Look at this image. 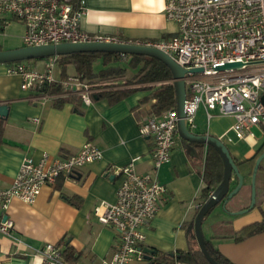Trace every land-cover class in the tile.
<instances>
[{
    "label": "crops",
    "instance_id": "obj_1",
    "mask_svg": "<svg viewBox=\"0 0 264 264\" xmlns=\"http://www.w3.org/2000/svg\"><path fill=\"white\" fill-rule=\"evenodd\" d=\"M85 1L87 11L81 26L90 34L145 42L173 37L178 29L177 23L168 19L164 12L165 0ZM25 33L23 22L0 17V50L26 46ZM45 62L46 58L25 64L40 70L44 69ZM8 66L9 63H0V105H9L0 145V188L12 184L25 157L38 161L44 153L56 156L76 153L88 141L98 145L103 156L87 163L74 175L59 177L55 184L43 186L33 203L12 199L4 216L11 218L15 227L11 235L0 232V264H46L36 249L47 243L61 245L63 251L67 244L72 246L75 251L72 263L101 264L118 243L116 230L102 224L95 215V208L102 201L116 200L121 177L110 170L132 161L142 173L153 167L154 139L140 134L142 121L155 115L152 112L154 100L148 99L152 90L138 89L114 103L98 94L93 96L91 104H85L78 96L80 100L56 107L62 97L46 104L36 102L33 99L35 92L23 90L20 75L9 72ZM94 66L99 71L101 60ZM132 71L137 72L136 69ZM60 72L57 78H60ZM69 73L74 75V69L70 68ZM211 114L209 119L207 110L201 106L195 116L198 125L195 123L192 132L219 137L234 124L232 116L219 115L217 111ZM199 117L203 119L200 123ZM222 118L226 129L219 135L213 134L219 130L213 131V119L221 121ZM249 140H242L249 146L244 152L237 150L233 143L223 142L234 158L243 161L255 155L264 141V134L260 138L254 134ZM192 146L195 149L180 138L171 160L159 170V180L167 186L168 192L157 216L143 227L145 247L170 253L186 251L190 247L188 231L200 207L204 187V158L198 154L196 144ZM111 175H114L113 179H110ZM243 176L244 186L248 184L252 196V175L245 172ZM231 184L234 187L237 184L235 175ZM257 186L260 190L259 206L241 214L228 213L233 214L227 223L229 227L221 231L215 226L228 215L222 208L215 213L216 206L202 225L205 237L235 264H264V232L242 240L234 239L242 229L263 218L264 185ZM244 202V205L251 203L247 199Z\"/></svg>",
    "mask_w": 264,
    "mask_h": 264
},
{
    "label": "built area",
    "instance_id": "obj_2",
    "mask_svg": "<svg viewBox=\"0 0 264 264\" xmlns=\"http://www.w3.org/2000/svg\"><path fill=\"white\" fill-rule=\"evenodd\" d=\"M86 11L85 0H0V17L15 18L25 24L26 46L129 42L157 47L188 70L202 68L200 72L188 71L185 75L184 110L189 129L195 128L196 113L203 106L209 119L214 111L234 118V124L218 137L224 142H233L230 133L250 142L255 127L264 134L261 99L264 96V0H165L164 12L177 23V32L167 39L145 42L84 31L81 20ZM57 57L46 58L45 67L40 70L25 62H12L9 72L19 74L21 88L34 91L33 99L41 104L68 95H78L83 103L91 104L93 96L103 92V88L87 80L57 78L54 72ZM235 62L241 65L218 68ZM55 82L61 85L59 93L41 89ZM178 121L174 107L140 124V134L152 137L155 142L150 171H138L135 161L110 170L121 177L116 200L102 201L95 208V215L102 224L116 230L118 243L101 264H147L143 227L157 216L168 192L158 175L160 168L171 160L172 151L181 138ZM102 156V149L88 141L76 153L59 156L44 153L38 161L25 157L12 184L0 188V232L11 235L15 227L14 221L4 216L12 199L33 203L43 186L55 184L59 177L74 175ZM36 252L46 264H83L68 262L61 245L55 243H47Z\"/></svg>",
    "mask_w": 264,
    "mask_h": 264
},
{
    "label": "trees",
    "instance_id": "obj_3",
    "mask_svg": "<svg viewBox=\"0 0 264 264\" xmlns=\"http://www.w3.org/2000/svg\"><path fill=\"white\" fill-rule=\"evenodd\" d=\"M43 59L45 58L33 60ZM98 60H101L102 68L99 71H96L94 65ZM121 63H126V66H121ZM57 65L60 67L61 71L60 80L76 78L80 81L87 80L89 82H92L95 79L107 81L114 78H121L126 72L127 67L136 69L137 72L132 82L146 84L145 86L140 88H122L117 86L110 87L109 89L101 92L99 96L106 97L111 103H114L136 92L138 89H150L152 90V93L148 99L154 100L152 103L153 113L162 114L163 112L176 107V89L172 72L164 62L155 57L145 55H122L121 53L111 52H76L58 56ZM70 68L74 69V75L69 73ZM41 89L49 93H59L62 90L59 82H55L50 85H44ZM78 100H80L78 95H68L58 100L55 106L61 107L67 102H74ZM4 119H6V117L0 118V145L3 142L2 135L5 122ZM196 146L198 147V154L202 155L204 158V167L202 171L204 187L200 196L202 200L200 204L201 206L209 198L212 191L222 181L224 164L220 154L214 147L210 145L206 146L204 144H196ZM263 152L264 141L259 145L255 155H253L251 158L245 159L243 161H239L234 158L240 172L242 174L246 172L249 175H252L256 160ZM261 168H264L262 164L259 166V169ZM236 180H238L237 177ZM259 196L260 190L256 183V203L254 207L259 206ZM250 204L251 203L244 206L242 210L249 211L253 209L254 207L251 208ZM210 212L207 214V216L210 214ZM261 232H264V211L261 221L248 225L242 229L240 233L234 237V239L242 240L248 236H252ZM188 233L191 241L188 250L170 253L161 251L159 249H153L155 252L151 254L149 264H173L176 262L211 264L200 250L193 230H189ZM206 239V245L210 255L213 256L219 263L235 264L214 247L211 239ZM63 253L67 260L72 263L71 258H73L75 254L74 248L67 244Z\"/></svg>",
    "mask_w": 264,
    "mask_h": 264
},
{
    "label": "water",
    "instance_id": "obj_4",
    "mask_svg": "<svg viewBox=\"0 0 264 264\" xmlns=\"http://www.w3.org/2000/svg\"><path fill=\"white\" fill-rule=\"evenodd\" d=\"M76 52H111V53H121L124 55H145L150 57H155L162 62H164L171 70L175 89H176V98H177V111L179 115L178 121V132L180 137L185 141V143L195 149L193 144H204L210 145L216 149L220 154L223 164H224V173L223 179L218 184V186L212 191L209 198L200 206L190 229L193 230L195 237L198 241L200 250L203 252L207 260L211 264H221L213 256L210 255L207 249V239L203 232V222L207 214L214 209L219 203L223 202L226 204L231 198H233L244 185V176L240 172L238 165L236 164L232 153L230 152L227 145L214 135H199L193 133L186 121V114L184 110L185 99H186V82L185 75L188 71L200 72L202 68H193L191 70L186 69L185 67L178 64L168 53L165 51L142 44L135 43H116V42H86V43H59V44H49L41 46H24L17 49L10 50H0V63H12L23 60H33L38 58H47L51 56H60L67 55ZM241 63H226L220 65L218 68H228L240 66ZM262 101L264 102V96H262ZM9 105L1 104L0 105V118H5L8 116ZM264 159V152L257 158L256 164L252 174V196L250 207L253 208L256 203V175L259 169L262 160ZM237 177V184L235 187H231V180L233 176ZM114 175L110 176V179H113ZM246 212V210H240L235 212L241 214ZM143 251L145 252V260L149 264L151 254L155 250L150 247H144ZM154 264V263H151Z\"/></svg>",
    "mask_w": 264,
    "mask_h": 264
},
{
    "label": "rangeland",
    "instance_id": "obj_5",
    "mask_svg": "<svg viewBox=\"0 0 264 264\" xmlns=\"http://www.w3.org/2000/svg\"><path fill=\"white\" fill-rule=\"evenodd\" d=\"M29 62V60H23V61H18V62ZM121 66H126V63H121ZM133 69L129 68V70L123 74V76L121 78H114V79H110L107 81H100L98 79H95L92 82H89L90 84H92L93 86H99L101 88H103V91L109 89L110 87H122V88H140L145 86L146 84H142V83H135L132 82V80L134 79V76L136 73H133L134 71H132ZM135 70V69H134ZM60 71V67L57 65L56 69H55V76L59 73ZM73 74V73H72ZM57 77V76H56ZM203 121V119H201L199 117V123ZM198 125V117L196 119V122ZM225 121L223 120V118L221 119V121H216V119H213V131H215L216 129H219L216 132H213V134L217 133V135L221 134L225 129ZM195 131V130H194ZM253 132L256 135V137L260 138L263 135V132L259 129V128H253ZM230 136L233 139V143L234 147H236L237 150H239L240 152H244L246 151L249 146L242 140L236 141V137L234 133H230ZM262 166H264V159L262 160ZM256 183L258 185H264V169H258L257 171V175H256ZM248 184H245V186L243 185L242 189L239 191L238 194H236L233 198H231L226 204H224L223 202L219 203L217 205V207L215 208V213L218 212L221 208L222 210L228 215L227 219L222 220L217 226H215V229L221 231V229L225 228V227H229L228 226V222L231 220V217L233 216V214L235 212H238L240 210H242L244 208V204H246L244 202L245 199H247L248 201H251V190L249 191L248 186H246ZM231 187L233 188L234 186L231 184ZM251 187H252V181H251ZM228 213H233V214H228ZM225 215V214H224Z\"/></svg>",
    "mask_w": 264,
    "mask_h": 264
}]
</instances>
